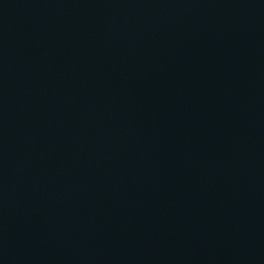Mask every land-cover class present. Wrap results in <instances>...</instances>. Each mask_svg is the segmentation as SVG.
<instances>
[{"label":"water","instance_id":"obj_1","mask_svg":"<svg viewBox=\"0 0 264 264\" xmlns=\"http://www.w3.org/2000/svg\"><path fill=\"white\" fill-rule=\"evenodd\" d=\"M0 264H264V0H0Z\"/></svg>","mask_w":264,"mask_h":264}]
</instances>
